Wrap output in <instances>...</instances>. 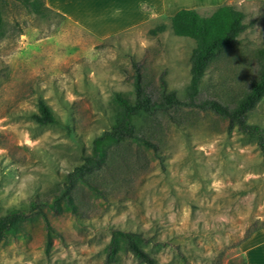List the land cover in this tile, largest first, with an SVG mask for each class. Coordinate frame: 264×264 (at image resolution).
Masks as SVG:
<instances>
[{
  "label": "rangeland",
  "instance_id": "1",
  "mask_svg": "<svg viewBox=\"0 0 264 264\" xmlns=\"http://www.w3.org/2000/svg\"><path fill=\"white\" fill-rule=\"evenodd\" d=\"M98 1L44 0L48 11L41 15L15 5L3 13L0 216L27 211L35 199L60 190L93 138L111 126L112 95L132 97L133 64L153 86L162 80L180 101L187 99L194 41L173 34L170 16L129 25ZM224 5L244 14L246 28L228 56L209 67L198 99L232 106L256 69L264 4ZM216 8L196 12L209 17ZM159 25L164 31L151 35ZM39 98L54 124L31 119ZM247 121L264 132V97ZM134 124L158 145L157 154L133 144L121 149L96 176L104 198L80 191L79 215L46 212L26 222L0 243V264H144L129 253L108 257L113 229L140 233L156 264H264V233L252 238L264 229L244 239L264 227V157L254 139L194 108Z\"/></svg>",
  "mask_w": 264,
  "mask_h": 264
},
{
  "label": "trees",
  "instance_id": "2",
  "mask_svg": "<svg viewBox=\"0 0 264 264\" xmlns=\"http://www.w3.org/2000/svg\"><path fill=\"white\" fill-rule=\"evenodd\" d=\"M10 5L23 8L29 13L41 15L48 11L44 0H0V32L3 25V13ZM244 14L231 6H218L209 17L199 16L196 10L181 9L170 16V27L175 36L190 38L195 46L190 56V79L186 101H180L174 91L166 88L160 80L157 86L145 80L138 64H133L132 97L114 93L110 102L113 113L111 126L93 138L90 151L81 157L80 162L64 178L60 190L49 200L35 199L27 211L11 210L0 216V243L22 232L26 222L46 212H68L79 215L81 211L78 194L89 191L104 198L105 195L96 180L97 174L111 158L121 154L127 145H136L157 154L158 145L143 137L137 131L134 121L137 118L154 119L159 115L169 116L170 111L180 108H194L207 111L227 122V131L238 130L254 139L264 157V132L255 124L247 121L248 114L264 97V42L255 52L256 69L247 88L233 102L232 106L216 99L199 100V86L209 67L225 59L238 45V36L245 30ZM165 25L150 30L151 35L164 31ZM36 113L31 119L40 126L54 124L55 117L43 99L36 101ZM264 229L257 227L247 233V239L253 232ZM140 233L113 229L107 245L108 257L119 254H131L144 264H156L155 260L143 249L147 243Z\"/></svg>",
  "mask_w": 264,
  "mask_h": 264
},
{
  "label": "crops",
  "instance_id": "3",
  "mask_svg": "<svg viewBox=\"0 0 264 264\" xmlns=\"http://www.w3.org/2000/svg\"><path fill=\"white\" fill-rule=\"evenodd\" d=\"M233 1H259L264 4V0H99L98 3L103 8L113 10L111 15L115 21H131L129 24L131 25L142 21L145 16V18L156 15L172 16L181 9L197 10L206 7H218ZM142 7L149 8L151 13H144ZM133 17H136L135 20ZM261 232L264 233V231H258L252 238Z\"/></svg>",
  "mask_w": 264,
  "mask_h": 264
}]
</instances>
